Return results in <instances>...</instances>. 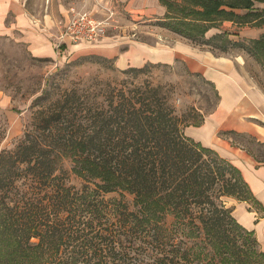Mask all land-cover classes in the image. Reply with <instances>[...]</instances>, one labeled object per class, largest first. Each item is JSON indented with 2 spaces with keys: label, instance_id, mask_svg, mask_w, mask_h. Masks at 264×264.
Segmentation results:
<instances>
[{
  "label": "trees",
  "instance_id": "1",
  "mask_svg": "<svg viewBox=\"0 0 264 264\" xmlns=\"http://www.w3.org/2000/svg\"><path fill=\"white\" fill-rule=\"evenodd\" d=\"M160 1V26L212 50L239 46L264 66V32L243 41L226 31L207 36L226 21L264 27V0ZM150 64L120 71L136 78ZM119 85L51 87L34 99V126L0 151V264L264 261L253 231L226 204L256 200L239 168L185 135L162 86Z\"/></svg>",
  "mask_w": 264,
  "mask_h": 264
},
{
  "label": "crops",
  "instance_id": "2",
  "mask_svg": "<svg viewBox=\"0 0 264 264\" xmlns=\"http://www.w3.org/2000/svg\"><path fill=\"white\" fill-rule=\"evenodd\" d=\"M54 1L44 0L47 3L45 9L36 13L29 9V0H0V36L24 45L33 57L67 59L95 54L114 60L120 69L142 67L148 63L171 66L184 61L192 72L200 74L214 86L219 97L217 107L201 123L185 126L184 133L202 146L214 149L239 168L256 200L248 202L226 197V203L233 208L237 221L253 231L264 251V161L235 145L230 136H220L221 132L235 131L264 142V90L244 72V57L217 53L176 33L169 34V41L156 43L139 40L135 33H109L96 43H72L67 38L63 51L59 52L57 40L61 22L68 19L69 9L62 0H57L59 4L55 8ZM99 3L94 1L88 8L97 17L106 15L104 6L114 10L122 8L135 24H145L153 18L163 19L167 11L160 0H103ZM263 31L254 27L245 28L243 32L255 38ZM2 122L7 125L8 137L21 131L20 114L4 91H0V125Z\"/></svg>",
  "mask_w": 264,
  "mask_h": 264
},
{
  "label": "rangeland",
  "instance_id": "3",
  "mask_svg": "<svg viewBox=\"0 0 264 264\" xmlns=\"http://www.w3.org/2000/svg\"><path fill=\"white\" fill-rule=\"evenodd\" d=\"M94 1L100 4L99 2L103 0H62V3L68 9L75 7L76 10H89L88 8L93 5ZM45 4L47 3H44V0H29V9L38 13L45 9ZM58 4L57 0L53 3L55 8ZM257 6L264 5L257 4ZM106 8L109 6H104L107 13ZM114 11L113 26L110 27L108 33L117 32L126 35L135 33V38L151 43L169 41L171 39L169 34L175 33L160 26L157 19L153 18L145 24H135L129 13L123 11L122 8H117ZM62 24L63 22H61V26ZM254 27L264 29V27L251 24L239 25L226 21L221 26L212 28L207 36L226 31L232 40L243 41L251 38L243 32L245 28ZM177 36L181 35L177 34ZM58 41L59 37L57 44ZM57 50L62 52L63 48L57 47ZM215 52L233 57L243 56L245 59L244 72L264 90V66L243 48L227 44V50L215 49ZM98 57L99 55L95 54L70 56L67 59L33 57L24 45L16 44L14 41L0 36V91H4L11 97L12 104L20 114L22 125L18 134L8 137L6 122L1 119L5 123L2 122L0 125V151L5 148H14L25 132L34 126L35 110L38 107L33 106V101L44 90L51 89V87H54L56 92H60L66 88H86L96 84L99 80L111 82L113 85L118 83L119 86L132 82V80L138 83L150 82L163 87L175 105L177 113L186 120L185 124L187 125L201 123L205 116L217 107L219 101L217 90L200 74L192 72L184 61H177L171 66L163 63H151L144 72L134 78L131 74L122 73L120 71L122 69L116 66L114 60L100 62ZM46 106H49L48 101ZM220 136H230L235 145L246 149L259 160L264 161V144L257 140V137L228 131L221 132ZM62 164L66 170H70L69 158H65ZM68 181L77 187H81L83 183L81 178L73 174H70ZM113 197H119V194L107 195V198ZM125 198L128 203L132 204L133 196L128 194ZM166 221L170 224L172 216H168ZM258 247L257 250L262 251L261 246L258 245ZM250 264H264V261L260 260Z\"/></svg>",
  "mask_w": 264,
  "mask_h": 264
},
{
  "label": "built area",
  "instance_id": "4",
  "mask_svg": "<svg viewBox=\"0 0 264 264\" xmlns=\"http://www.w3.org/2000/svg\"><path fill=\"white\" fill-rule=\"evenodd\" d=\"M106 9V16L98 18L92 11L87 9L69 8L70 16L61 26L57 47L62 48L67 38L72 43H95L108 36L109 29L113 26L115 11L110 7Z\"/></svg>",
  "mask_w": 264,
  "mask_h": 264
}]
</instances>
